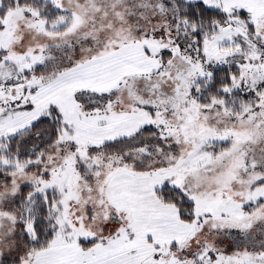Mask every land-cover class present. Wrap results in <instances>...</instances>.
Masks as SVG:
<instances>
[{"label": "snow or ice", "instance_id": "snow-or-ice-1", "mask_svg": "<svg viewBox=\"0 0 264 264\" xmlns=\"http://www.w3.org/2000/svg\"><path fill=\"white\" fill-rule=\"evenodd\" d=\"M0 264H264V0H0Z\"/></svg>", "mask_w": 264, "mask_h": 264}]
</instances>
